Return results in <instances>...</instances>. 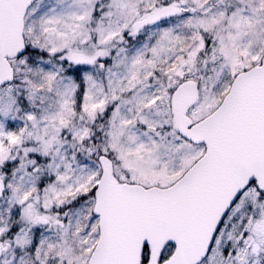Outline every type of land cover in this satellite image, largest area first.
Segmentation results:
<instances>
[{
    "label": "snow or ice",
    "instance_id": "obj_1",
    "mask_svg": "<svg viewBox=\"0 0 264 264\" xmlns=\"http://www.w3.org/2000/svg\"><path fill=\"white\" fill-rule=\"evenodd\" d=\"M0 264H264V0H0Z\"/></svg>",
    "mask_w": 264,
    "mask_h": 264
}]
</instances>
